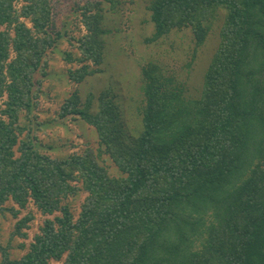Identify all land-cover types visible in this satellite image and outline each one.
<instances>
[{"label":"trees","instance_id":"16d2710c","mask_svg":"<svg viewBox=\"0 0 264 264\" xmlns=\"http://www.w3.org/2000/svg\"><path fill=\"white\" fill-rule=\"evenodd\" d=\"M22 1L18 9L0 0V212L17 217L32 201L44 215L60 214L44 220L21 258L0 244V264H264V0H151L148 42L190 26L202 45L221 15L200 93L188 97L158 63H146L137 132L112 90L98 95L95 111L94 95L82 100L75 90L60 117L94 126L100 146L66 158L42 152L29 132L20 138V115L30 118L44 81L35 75H47V52L62 36L50 0ZM103 1L80 7L79 55L65 56L77 62L68 70L76 83L102 63L111 32ZM104 155L118 175L100 163ZM82 189L75 217L64 200ZM33 218L18 220L12 236L26 237Z\"/></svg>","mask_w":264,"mask_h":264},{"label":"rangeland","instance_id":"374dc122","mask_svg":"<svg viewBox=\"0 0 264 264\" xmlns=\"http://www.w3.org/2000/svg\"><path fill=\"white\" fill-rule=\"evenodd\" d=\"M22 0H15L16 6L21 8ZM86 0H50L52 7V21L55 30L62 33L55 43V47L47 52V75L36 73V79L44 81L37 89V106L33 108L30 118L23 112L20 115V124L26 128L21 139L35 138V145L42 152L51 156L66 158L72 153L84 154L88 150H97L99 137L94 126L88 124L81 117L68 115L60 117L62 103L73 91L77 90L82 100L89 94L94 95V106L97 109V97L105 90H112L121 105L127 129L137 130L141 127L140 110L143 106L142 68L152 61L158 63L166 76H173L175 83L185 87L188 97H197L200 93L204 72L217 49L220 41L219 29L222 24L220 17L214 22L207 39L202 45H197L193 29L186 26L183 29L175 28L169 34L154 42H148L155 32L151 19L149 5L151 0H120L117 9H111V4L102 2L105 12V25L111 32L103 36L104 48L102 63L92 65L96 71L76 83L69 78L70 67H77V62H68L66 51H73L79 55L77 39L86 32L80 20V7ZM28 24L29 20L26 19ZM37 139V140H36ZM18 154V152H17ZM100 160L110 174L118 175L119 171L114 162L107 156ZM87 193L82 189L64 200L77 217L81 204ZM7 207L18 208L13 200H8ZM33 220L22 229L26 237L12 233L16 223L28 214ZM59 211L51 215H44L31 201L21 209L17 217L6 210L0 212V244H10L11 258H21L29 250L34 235L44 224L46 218H53ZM2 253L0 251V261ZM49 264H63V260H51Z\"/></svg>","mask_w":264,"mask_h":264}]
</instances>
